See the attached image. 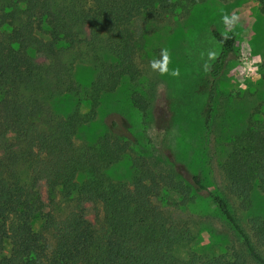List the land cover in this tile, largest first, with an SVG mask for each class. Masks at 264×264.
I'll use <instances>...</instances> for the list:
<instances>
[{
    "label": "trees",
    "instance_id": "trees-1",
    "mask_svg": "<svg viewBox=\"0 0 264 264\" xmlns=\"http://www.w3.org/2000/svg\"><path fill=\"white\" fill-rule=\"evenodd\" d=\"M201 0H0V264H264V216H249L246 230L227 201L196 174L190 183L155 172L142 158L133 165L129 185L109 177L125 144L103 133L76 145L77 128L90 118L76 109L59 115L53 96L77 94L75 62L94 69L84 97L93 105L123 80H134L135 40L130 27L140 14L152 20L185 12ZM264 14V0H255ZM218 51L206 68L208 126L214 84L230 59L236 36L211 28ZM264 82V62L260 64ZM141 113L148 107L137 91L129 94ZM246 126L233 134L220 164L226 191L241 209L253 206L255 190L264 192V98ZM80 176V179L77 177ZM55 194L71 209L56 217L46 208ZM205 193L238 236L249 259L234 248L209 256L190 248L192 233L172 221L155 203L184 206ZM100 203L101 221L83 214V203ZM43 231L54 246L46 250ZM7 254H3L4 250Z\"/></svg>",
    "mask_w": 264,
    "mask_h": 264
},
{
    "label": "rangeland",
    "instance_id": "rangeland-1",
    "mask_svg": "<svg viewBox=\"0 0 264 264\" xmlns=\"http://www.w3.org/2000/svg\"><path fill=\"white\" fill-rule=\"evenodd\" d=\"M130 27L135 40L134 61L137 77L123 79L115 90L102 93L91 105L84 97L94 78L88 63L75 62L72 78L79 92L53 96L49 104L59 115L77 110L86 118L76 130V145L92 143L103 133L111 140L125 144L120 159L109 167L112 180L129 185L133 165L144 159L155 172L171 173L190 183L196 174L209 190L218 192L228 203L234 217L246 230V219L264 216V192L255 190L251 208L241 209L224 186L220 164L225 158L231 136L243 129L254 106L264 98V82L260 64L264 62V14L255 0H201L185 12L167 15L160 20L149 19L145 13L136 15ZM211 28L233 32L234 51L214 84L210 122L203 124L206 104V68L218 51ZM167 49L171 62L168 68L179 69V76L161 75L153 71L150 61L161 59ZM137 91L147 101L143 114L130 103L129 94ZM80 179V176L77 177ZM47 210L61 217L72 207L57 194L48 203L44 185L39 186ZM176 223L187 225L192 233L190 248L209 256L226 248H234L244 258L249 256L233 229L224 220L212 200L205 194L195 196L184 206L166 204L152 199ZM84 217L98 224L102 219L100 203H83ZM47 252L54 246L48 231H43ZM264 255V250L259 249ZM3 254H7L5 249Z\"/></svg>",
    "mask_w": 264,
    "mask_h": 264
},
{
    "label": "clouds",
    "instance_id": "clouds-1",
    "mask_svg": "<svg viewBox=\"0 0 264 264\" xmlns=\"http://www.w3.org/2000/svg\"><path fill=\"white\" fill-rule=\"evenodd\" d=\"M171 62L170 53L167 49L161 50V59L150 61V67L153 71L159 72L161 75L170 74L173 77L179 76V69H172L171 71L168 68V64Z\"/></svg>",
    "mask_w": 264,
    "mask_h": 264
}]
</instances>
